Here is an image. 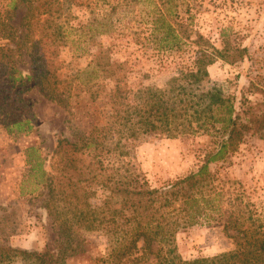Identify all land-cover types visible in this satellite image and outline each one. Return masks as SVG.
Returning a JSON list of instances; mask_svg holds the SVG:
<instances>
[{
	"label": "trees",
	"instance_id": "trees-1",
	"mask_svg": "<svg viewBox=\"0 0 264 264\" xmlns=\"http://www.w3.org/2000/svg\"><path fill=\"white\" fill-rule=\"evenodd\" d=\"M86 1L0 0V124L9 134L34 130L31 118L18 115L30 83L46 99L71 107L70 82L65 85L58 76L59 48L78 30L70 28L73 5ZM21 6L25 9L17 21ZM229 38L223 31V44L217 47L181 20L156 13L145 48L169 53L178 65V75L164 88H131L125 63L113 59L109 47L94 52L77 79L93 102L101 97L103 81L112 83L106 136L112 142L123 140L116 142L120 156L130 155L138 142L158 138L206 135L213 147L196 171L158 187L149 183L132 159L106 162L104 153L116 149L97 137L83 135L75 141L60 137L50 169L43 166L38 146L27 147L29 178L47 190L45 207L57 229L60 249L55 254L1 246L0 262L20 254L31 264H64L66 256L85 250L88 233L102 232L111 247L108 264H264V221L254 218L257 214L248 209L249 203L241 207L233 196L235 189L226 199L225 184L231 181H222L211 169L240 148L246 133L264 137V112L242 118L234 97L226 96L217 84L208 87L209 66L218 59L237 62L249 55L246 47H234ZM24 64L29 65L27 70ZM100 192L105 198L99 199ZM215 223L223 225L234 249L184 259L177 234Z\"/></svg>",
	"mask_w": 264,
	"mask_h": 264
},
{
	"label": "rangeland",
	"instance_id": "rangeland-1",
	"mask_svg": "<svg viewBox=\"0 0 264 264\" xmlns=\"http://www.w3.org/2000/svg\"><path fill=\"white\" fill-rule=\"evenodd\" d=\"M164 1L88 0L73 5L70 28L78 30L61 44L58 70L62 83L70 82L71 107L64 108L46 99L30 83L26 88H31L23 93L27 102L18 115L31 118L34 130L15 136L0 124V247L50 250L55 254L60 249L57 229L45 207L47 190L36 187L33 178H29L26 152L29 146L39 147L43 166L50 169L60 137L72 141L83 135L97 137L117 150L104 153L106 162L132 159L154 187L196 171L203 163L205 152L213 147V140L206 135L138 142L130 155L120 156L122 149L116 147V142L122 144L123 140L112 142L106 136L112 83L103 81L101 97L93 102L77 79L92 54L109 47L112 58L125 63L131 88L141 85L164 88L178 75L176 59L167 52L153 53L145 48L144 41L150 34L151 19L159 11L188 24L193 32L204 34L217 47L223 44V31L229 33L234 47H246L249 55L245 59L237 62L218 59L209 66L208 87L217 84L226 96L234 97L237 114L242 118L250 116V112H264V0H174L167 6ZM24 9L21 6L17 21ZM104 31L108 32L101 34ZM192 54L190 49L188 56ZM28 66L24 64L23 68L27 70ZM211 169L222 181H231L225 184L226 199L230 196L228 192L235 189L233 196L238 197L241 207L249 203L248 209L257 214L254 218L264 221V137L246 133L240 148L224 161L212 164ZM100 198H105L103 192L99 193ZM86 236L85 250L66 256L64 264H108L111 247L107 237L102 232ZM176 244L184 259L222 255L235 246L220 223L182 230L177 234ZM0 264H31V261L18 254Z\"/></svg>",
	"mask_w": 264,
	"mask_h": 264
}]
</instances>
